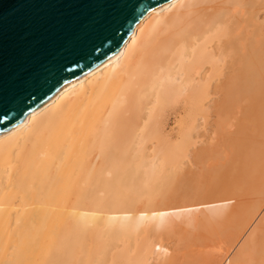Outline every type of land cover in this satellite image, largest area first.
Here are the masks:
<instances>
[{
  "label": "bare ground",
  "instance_id": "6f19581e",
  "mask_svg": "<svg viewBox=\"0 0 264 264\" xmlns=\"http://www.w3.org/2000/svg\"><path fill=\"white\" fill-rule=\"evenodd\" d=\"M238 114L239 138L226 140L239 142L247 186L257 195L250 212L256 220L264 207V0L159 5L112 56L0 134V264L158 262L168 227L158 217L161 189L178 187L188 201L199 180L193 167L212 161L194 149L202 123L215 117L214 131H228ZM179 115L187 126L173 136L167 124ZM185 162L192 167L184 169ZM244 226L243 241L235 237L224 248L228 257L237 248L226 263L264 264V214L250 232ZM91 232L100 238L98 256L89 249ZM217 241L209 242L215 248ZM187 245L180 254L201 251ZM216 257L198 263L219 264Z\"/></svg>",
  "mask_w": 264,
  "mask_h": 264
},
{
  "label": "water",
  "instance_id": "95a60500",
  "mask_svg": "<svg viewBox=\"0 0 264 264\" xmlns=\"http://www.w3.org/2000/svg\"><path fill=\"white\" fill-rule=\"evenodd\" d=\"M169 0H0V134L112 56Z\"/></svg>",
  "mask_w": 264,
  "mask_h": 264
},
{
  "label": "rangeland",
  "instance_id": "374dc122",
  "mask_svg": "<svg viewBox=\"0 0 264 264\" xmlns=\"http://www.w3.org/2000/svg\"><path fill=\"white\" fill-rule=\"evenodd\" d=\"M182 118H183V115H179V117L177 116V117L171 118L169 120L168 124H167V129L168 130L166 132H168L169 134L174 136L177 133L175 131L178 130L179 126L181 127L182 130H184L186 128V126H187V123L186 122H182ZM239 119H241V115L240 114L236 115V119L235 120L234 119L231 120L230 128L232 130L231 129H229L228 131L221 130V131L217 132L218 134L214 131L215 130V128H214L215 127V125H214L215 123L214 122H215V120L217 121V118H215V117L212 118V120H210L209 123L206 122V121H204L202 123V129L199 132V136L197 138H195V141H194L195 142L194 149L195 150L199 149L198 150L199 152L206 151L208 153H211V155L208 158L207 162H209L210 160L213 161V159L215 161L218 160L217 158H215V157H218V156H220L218 158L222 157L225 160H223V159L220 160L219 159L221 161L219 163H216L217 161L216 162L210 161V165H209V163H207V165L211 166L212 168H208V169L204 168L205 165H206V164L204 165L205 161L203 163H201V164H195L197 166H196V169H195V167H193L192 174H195V176H198L199 180H198V183L193 184L192 189L190 191H192V190L194 191V189H196L197 191L195 190V192H196V194L198 193L197 194L198 197H196L195 193L192 191L191 195L194 194V196L193 195L192 196L189 195L188 196V201L183 203V199L180 200L182 198V192L177 190L178 187H175V186L172 187V185H171L170 188H168L169 186H167V187H164V188L161 189V191H160L161 198L160 199L158 198V201L160 202V204H158V206H159L158 208L161 211H159L158 208H157L155 210V212H152V213H154L156 215V214H158V211H159L160 214L158 215V217L160 216V219H161L160 222L161 223H165L168 226L166 232L162 231V232L165 233V235H163L161 237V239H162V243L161 244H162V247L165 248L164 251L166 253H165V255L161 256V259L158 262H155L154 264H159L165 258H173L174 257L175 260H176L175 264H178V262H180V260L183 258V257L180 258V256H185V257L187 256L189 258V254L190 253L193 254V252H191V251L189 253L187 252L188 254L186 252L184 253L183 251L181 252V254L179 252L181 250L185 251V247L188 248L187 244L192 245V247L190 246L192 248V250L193 249L195 250V248H196V251H198V250H201V251L200 252L198 251L196 253L194 252L195 254L193 256L196 259H194L192 255L190 256L191 260H190V258L188 259L187 257L186 258L184 257L185 259L183 258V260H181V262L179 264H186L187 261H189V260L191 262L189 261V263H187V264H195V263L199 264L198 262L201 261V258H199V257H203V256L206 259L208 257H209V259H211L212 257H216L217 256L216 258H214L217 263L219 262V264H227L230 261V259L232 258V256L235 254V251L237 250V248L234 249V251L231 254L232 256L229 255V257H228V255H227L228 252L226 250L231 245V243H229V242H231L235 237H238L239 240L242 239L241 240V242H242L243 241L242 237H243V232L244 231L241 230V226L243 227L245 225L247 228L249 227L250 228L249 232H250L258 224L261 216L264 214V207L261 210L260 216L256 220H255V218L252 217L253 212L250 214L251 210L253 211V207H254V206L253 207H251V206L254 204L255 196H257V195H255L254 192H252L249 189V187L247 186L250 183V181H249L247 173H245V171L243 170V160H244V158H243V153L242 152L240 153V151H239V148H240V147H238L239 142L236 140V142L234 141L235 142L234 145L233 144L229 145V143L227 141L228 140L227 138H229V139L231 138L233 140L236 139V138L237 139L239 138L238 131L236 130L237 128L239 129V127L241 125V124H239V125L237 124L236 125V123H240ZM175 129H177V130H175ZM228 134H229V136H226ZM172 139H173L172 140L173 143L177 142V140H175L176 139L175 137H173ZM215 142H216L217 145L215 144ZM213 144L215 145V150L217 149L216 152H218V153L221 152L217 156L213 155L214 152H215V150L213 148L214 147ZM222 148H223V150H222ZM227 148H229L230 150H228ZM235 148H237L238 150L237 149L235 150ZM212 150H213V152H211ZM216 152H215V154H217ZM237 152H238V154H237ZM225 153H226V155H225ZM227 154H229V155H227ZM229 158H230V161L228 163ZM225 161H226V163H225ZM213 163H216V164H214V167L212 166ZM223 163H224V165H223ZM185 164H184V167H183L184 169L192 167V165L190 163H188V162H185ZM217 165L219 167H217ZM216 168H220L223 171L221 172L220 169H216ZM218 170H220L219 171L220 173L217 172ZM213 173H217V174L213 175ZM210 177L212 179H210ZM214 177H216V178H214ZM208 180L209 181L211 180L210 184H207V183H209ZM217 181H218V183H216ZM169 189H170V191H169ZM173 189H174V191H173ZM201 189H202V191H204V189H205L206 192L204 191L205 193H200ZM163 190H164V192H163ZM177 191L180 192V193L178 195H173L174 198H172L171 195L172 194H177L178 193ZM165 192H167V193H165ZM155 196L157 197L159 195H155ZM162 197H164V198L162 199ZM192 198H194V199H192ZM189 199H191V200H189ZM161 200L163 201V203L161 202ZM145 201H146L145 199L140 200V202H138L136 208L139 209V208L143 207V205L145 204ZM192 202H193V204H191ZM185 203H186V205H185ZM180 204H182V205H180ZM172 205H174V206H172ZM176 206H177V208L179 207V209H180V210H178L179 212H176V210H177ZM200 206H202V207H200ZM189 207L190 208L192 207V208L190 209ZM194 208H195V210H194ZM207 208H209V209L206 210ZM250 208H252V209H250ZM182 209L184 211H181ZM189 209H190V211H188ZM248 209H249V211H248ZM162 212H164L163 213L164 219H163L162 214H161ZM189 212H190V214H188ZM212 212H214V214H212ZM215 213H216V215H215ZM246 215L249 218H247ZM153 216H154L153 214L150 215V217H153ZM221 216H222V218H221ZM171 217H172V219H171ZM181 217H183V219H181ZM187 218H189V219H187ZM205 218H207V219H205ZM241 218H242V221H241ZM246 218L248 219V220H246L247 222L245 221ZM137 219H139V222H140V219H142V218H140V216H139V217H137ZM197 219H198V221H197ZM243 219H244V221L246 223L243 221ZM252 220L254 222H252ZM151 222H152V220H151ZM242 222H244V224ZM143 225L145 226V224H143ZM146 225H148V224H146ZM152 225L153 224L150 223V225H149L150 229L153 227ZM245 226H244V228H246ZM233 227L234 228L237 227L236 229L238 231L236 232V230H233ZM168 228H170V229H168ZM230 228H232L231 230H233V231H231ZM197 229H199V230H197ZM197 232L199 234H197ZM230 232L231 233L234 232V233H232L234 235L233 236H229ZM95 233L96 232H91L90 233V237H89V240H88L90 242H88V243H91V245L89 244V249L91 250V252L93 254H95L96 256H98V254L101 252V250H100L101 249V247H100L101 243H100V238L98 236H95ZM212 235H214V236L212 237ZM221 235L223 236V238H222ZM211 238H212L213 242H214L215 238H216V241L218 240L217 242H219V244L216 245L217 247H215L216 250L218 249L217 253H215L216 252L215 250L214 251L213 250H209L211 247H213L211 249H215L214 248V244H211L212 243ZM193 240H195V243L193 242ZM201 240H203V241H201ZM188 241H189V243H187ZM223 242H224V244H223ZM191 243H193V244H191ZM204 244L206 245L205 249H204V246H203ZM220 244H222V245H220ZM226 244H228V246ZM181 245L182 246L184 245L183 248L181 247ZM185 245H187V246H185ZM223 245H225V246H223ZM220 246H223V248L220 247ZM190 247H189V249H190ZM219 247L222 248L221 252L219 251L220 250ZM225 247L227 249H224ZM189 249H187V250L189 251ZM206 249H207V251H206ZM176 250H178V251H176ZM174 252H175L177 257H175ZM176 252L179 254V256L177 255ZM202 252L204 253V255H203ZM209 252H212V253H209ZM218 253H219V255H218ZM222 253H223V255H225V253H226L227 257L226 256L224 257L222 255ZM217 258L219 259V261H217L218 260ZM186 259H188V260L185 261ZM192 261H195V262L193 263ZM221 261H222V263H221ZM116 263H120V260H118Z\"/></svg>",
  "mask_w": 264,
  "mask_h": 264
}]
</instances>
